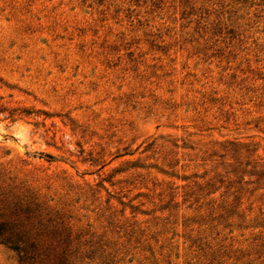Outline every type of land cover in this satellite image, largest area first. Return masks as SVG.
<instances>
[{
    "label": "rangeland",
    "instance_id": "rangeland-1",
    "mask_svg": "<svg viewBox=\"0 0 264 264\" xmlns=\"http://www.w3.org/2000/svg\"><path fill=\"white\" fill-rule=\"evenodd\" d=\"M0 225V264H264V0H0Z\"/></svg>",
    "mask_w": 264,
    "mask_h": 264
},
{
    "label": "trees",
    "instance_id": "trees-1",
    "mask_svg": "<svg viewBox=\"0 0 264 264\" xmlns=\"http://www.w3.org/2000/svg\"><path fill=\"white\" fill-rule=\"evenodd\" d=\"M4 234H5V228L2 225H0V244L7 246L10 250L17 252V253L23 251L18 245V243L9 241L8 239L3 238Z\"/></svg>",
    "mask_w": 264,
    "mask_h": 264
}]
</instances>
